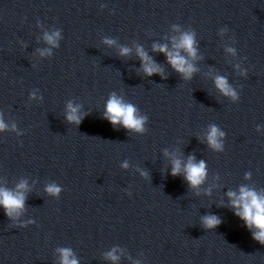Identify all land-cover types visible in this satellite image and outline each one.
Returning <instances> with one entry per match:
<instances>
[{
	"label": "clouds",
	"instance_id": "9594fccd",
	"mask_svg": "<svg viewBox=\"0 0 264 264\" xmlns=\"http://www.w3.org/2000/svg\"><path fill=\"white\" fill-rule=\"evenodd\" d=\"M176 28V26H174ZM176 30H179L176 28ZM60 38V32L54 31L52 33L45 32V41L52 45L57 46V41ZM106 44H114L115 41L106 39ZM194 34L191 32H183L179 39L173 38V51H169L167 45H154L153 50L164 53L167 57L168 63L173 67L175 71L182 74L185 79H190L192 74L196 71L195 67L185 56L181 55V50L188 54V57L192 59L196 58V48ZM228 52L234 54V49L228 48ZM130 49L122 47L120 54L122 56L128 55ZM40 54H50L49 50H42ZM137 56L141 60L143 72L152 76L154 74H161L162 69L157 65L147 53L140 47L137 48ZM215 84L217 89L225 96L230 97L232 100H237V93L228 84L225 77L217 76L215 78ZM104 118L108 120L114 127L120 125L128 131H134L137 133H143L145 131L144 125L147 121L146 116L138 115V109L131 103L124 101L123 97L112 93L106 103ZM66 119L69 123L79 125L82 116L79 113V106H73L71 102L67 105ZM9 129L0 115V132ZM11 129L15 130L16 125H11ZM257 131H260L258 126ZM225 133L221 131L216 125H210L206 133V142L210 148L215 151H223V137ZM165 155H168L167 151ZM171 175H184V179L192 189H197L202 185L207 176V165L204 160L197 161L194 156H189L186 162L177 158L175 155L171 159ZM123 167L127 168L128 165L125 162ZM146 175V173H142ZM245 178H250V173H246ZM27 189L26 181H21L15 191L8 190L6 188H0V206L5 210V214L10 219L18 218L24 211L25 207V190ZM46 191L50 195H58L61 191L60 187L52 183L47 185ZM227 196L230 201V206L234 210V214L244 221L245 226L251 231L252 238L256 242L264 245V195L258 193L254 189L247 186H241L238 192L229 191ZM202 224L206 229H214L221 224V219L213 214H208L202 217ZM60 255L59 264H79V261L75 257L72 249L59 248L57 249ZM117 249L106 254V258L116 262L119 260V256L116 255Z\"/></svg>",
	"mask_w": 264,
	"mask_h": 264
}]
</instances>
